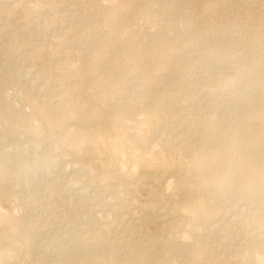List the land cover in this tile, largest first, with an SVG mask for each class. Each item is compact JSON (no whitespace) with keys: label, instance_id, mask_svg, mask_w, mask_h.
<instances>
[{"label":"rangeland","instance_id":"obj_1","mask_svg":"<svg viewBox=\"0 0 264 264\" xmlns=\"http://www.w3.org/2000/svg\"><path fill=\"white\" fill-rule=\"evenodd\" d=\"M101 1L122 11L131 5L127 0ZM145 1L151 2L157 12L146 17L147 11L144 10L142 20L139 21L142 27L159 31L163 26L162 17H165L172 25L171 32L183 44L182 47L190 49L192 55L194 53L190 61L195 62L196 67H192L189 61V66L184 64L186 66L179 68L181 71L178 65H174L168 72V67L151 62V65L158 69L157 72L165 70L167 74L164 88L160 89L157 95H151V108L162 106L164 110L155 111L153 122L148 121L150 116L146 112L151 108L140 109L134 117H126L119 104L125 100L126 92L123 89L128 82L122 83V86L118 85L114 98L107 100V114L124 123L125 132L131 135L126 137L114 125L105 131H100V128L94 125L90 129L94 130L99 139L93 143H83L70 139L69 133L54 128L43 110L38 108L39 100L33 99V103L28 105L25 86L28 83L42 85V92L46 91V97L52 99L53 94L50 91L57 81V76H53L55 72L61 71L66 64L80 66L81 53L85 54L86 51L87 54L92 50L88 37L84 36L83 31L77 30V33L73 32L74 37L82 42L78 44L80 40L75 39V44L63 46L60 56H56V37L61 33L73 34L69 26L86 28L92 12L79 14L83 10L81 6L72 5L69 1L60 3L57 0V3H54V0H0V5L9 4L7 14H0V73L6 79L10 76L17 78L15 83L5 86L0 98L15 107L11 114L0 112V161L7 158L5 171L11 175L12 187L15 189L8 196L2 194L0 188V215L3 216H0V264H116L117 261L128 264L130 257L136 260L131 258V264H134L138 258V247L148 245L149 241L152 243L153 239L159 237H155L156 232L161 235L158 239H167L168 232L162 231L164 236L158 232L157 227H163L165 216L170 217L174 212L180 220L182 217H191L190 223L185 227L198 225L208 219L210 240L218 247L220 244V255L226 254L233 260V257H236L239 260L234 261H243V264L251 263L250 255H246L247 250L253 246L254 240L260 239H253L248 235L264 226L260 219L252 221L250 217L259 203L260 209L264 208V198L259 197L258 190L254 192L248 186L254 176L249 180H246L244 175L238 176L218 187L213 181L215 175L201 173L202 176L193 177L192 183H189L190 187L183 186L181 191V188L175 185L180 175L179 169L184 170L187 165L192 164L191 156H182V166L174 164V159L168 158L173 172L176 171L167 178V181H171L170 190L177 194L181 192L175 200L179 211L173 212V207L170 205V210L164 202L151 206L149 204L153 195L146 184L152 183V180L148 176H142L145 173L142 167H136L142 150L139 146L135 147L132 133L137 131L138 136L151 135L156 154L161 149L159 142L167 135V138H181L183 133L175 135L171 131L153 132V123L159 124L168 118V113L172 110L171 97L177 94L175 99L178 106H183L182 103L187 100L186 95L190 99V102L186 101L190 105L184 104L182 107L181 117L185 121L188 119V123L184 124L186 129L196 127L198 133L212 136L211 141L221 147L232 143L229 124H235L237 115L264 100V28L257 32L253 29L259 24V19H264V0H231L232 4L236 5L241 1L239 8L244 9L241 10L242 13H238L236 9L229 10L230 4L226 2L229 0H177L175 7L178 12L169 5L171 0ZM195 2L198 3L197 6ZM82 4L86 5L84 2ZM72 6L77 13H73ZM29 8H33L29 12L30 21L24 17ZM185 12H192L191 15L194 13L196 20H199V16H206L210 23L208 28L216 24V31L213 33L215 35L211 34L214 41L210 37L211 40H207H210V43L206 42L208 45L204 46V49L197 48L196 44L198 33H202V30L188 31L185 25L180 23ZM246 15H252L247 23L243 20ZM226 16H229L228 21H224ZM148 19L151 20L150 23ZM43 25H46L48 30L47 36L44 35L46 38L43 36L44 40L41 36L43 32L40 31ZM226 27L228 28L224 31ZM102 29L105 30V26ZM213 43L215 48L211 45ZM176 49L174 53L177 52ZM199 49L198 54L196 52ZM78 69L81 74L93 73V66L89 64H82ZM94 78L97 76H91L85 81ZM114 79L107 77L105 81L114 85ZM232 79L234 83L230 84ZM105 81L94 83L90 89L100 92L99 89L106 86ZM64 85L60 90H72L67 84ZM83 99L79 94L78 97H70L68 101L77 102L80 107ZM251 110L254 114L253 108ZM141 122L144 126L140 125ZM263 122L264 117L253 116L250 125L243 127L245 130H242L239 137V140L251 147L239 160H246L256 153L261 155V161L256 164L257 171L263 170L264 167ZM182 124L183 121L181 124H175L173 128H180ZM217 135L218 138L214 141ZM112 154L115 158L111 160ZM202 180L205 182H201ZM215 187H218L222 195L216 194ZM5 188L6 191L11 190L9 185ZM207 188H211V192ZM224 191L229 194L224 195ZM211 196H215L214 207L207 205V199L213 198ZM30 197L33 198L29 199ZM200 204L207 211V215L204 211H198L201 209ZM4 221L11 224L8 226ZM29 221L33 223L32 228ZM4 223L12 230L11 236H5L2 230ZM245 237L250 238L251 242ZM193 245L184 247L188 251L181 260L178 259L177 264H193V258L190 257L191 251L195 250L192 249L195 247ZM4 250L8 253L2 256ZM156 254L155 257L158 256V253ZM187 254L189 257H186Z\"/></svg>","mask_w":264,"mask_h":264},{"label":"bare ground","instance_id":"obj_2","mask_svg":"<svg viewBox=\"0 0 264 264\" xmlns=\"http://www.w3.org/2000/svg\"><path fill=\"white\" fill-rule=\"evenodd\" d=\"M56 1L57 0H54V3ZM59 1L60 3L69 1L73 3L72 5L76 4L78 6H81L83 10L82 11L80 10L81 12H79V14H85L88 12H92V17L90 19V22H88L86 28L77 29V28H72L71 26H69L72 33L73 32L77 33V30L83 31V33L85 34L84 36L88 37V42L91 43L90 47L92 50L91 52L89 51L90 53L86 54V51L82 48L83 51H85V54H83L84 52L81 53L82 57H81L80 66H70L66 64L65 66H63V69H61V71L55 72L53 76L55 78L57 76L56 78L57 81L55 82L56 85L54 84L53 90L50 91L53 94L52 99L51 97L50 98L46 97V91L42 92V89H43L41 87L42 85L38 86L37 83H28L25 86L27 89V92H26L27 96L25 98L27 100V104L31 105L33 103L32 102L33 99L39 100L40 105L38 106V108L41 111L43 110L50 124L58 130H63L69 133L70 139L75 140V141L79 140L83 143L84 142L93 143L96 140H98L99 137L95 136L94 130L90 129V127L94 125L100 128V131H105L110 126L114 125L126 137H129L128 135H131V133L127 131L125 132L124 123H122L121 121H117L113 119L112 117H109V115L107 114V100L109 98H114V93L116 90L118 91V88H119L118 85L128 82L127 83L128 85H126V87L123 89L126 92L124 95L125 100L119 104V108L121 109L122 113L126 117L131 118V117H134L136 113H138V110L151 108V105L153 104V99L151 95H157L158 91L164 88L165 77L167 75L165 74V70H161L157 72L158 69L153 64L151 65V62L156 63V65L168 67L167 70L169 72L174 67V65H178L179 66L178 69L180 67H183L184 64H187L189 66L190 64H188V62L192 60L191 50L182 47L183 44L180 43L178 38L171 32L172 25L166 20L165 17H162L163 26L161 27L159 31L142 27L141 23L139 22L140 19L142 20L141 18L142 12L144 10L147 11L146 17L151 13L157 12L156 8H154L151 5V2L149 3L145 0L144 2L143 0H127L131 3V5L126 10L122 11V10H117L116 7L114 8V6L112 5L108 6L104 4L101 0H58V2ZM83 2L86 3V5H83L82 4ZM176 2L177 0L176 1L171 0L168 3L169 5L173 6L175 10L178 12L177 8L175 7ZM226 2L227 4H230L229 10L232 11L236 9L238 13L241 12L242 9L240 10L241 7L239 8L241 1L240 3H237L238 5H236V3L232 4L231 0L226 1ZM198 3H196L195 6H197ZM192 5H194V3H192ZM8 7H9L8 3L1 4L0 14L8 12ZM73 8L74 6H72V9ZM32 10L33 8H29L26 10V13L24 15L25 19H28L29 12ZM73 13H77V12H74V9H73ZM137 13L139 16L136 17ZM180 13H183V12H180ZM185 13H184L185 16L183 15L184 17L182 18L180 23L184 24L185 28L188 31H191L192 29L202 30V33L201 32L198 33L199 37L198 38L196 37L198 39L196 44H197V48L202 47V49H204V46L206 47V45H208L205 43L206 42L210 43L209 41L212 39L211 34H213L216 31L214 27L216 24L208 28L210 23L206 16H199L198 17L199 20H196V18L194 19L193 17L194 13L193 15H191L192 12L186 13L190 15H186ZM194 16L196 17V15ZM251 16L252 15H248L247 17L242 16L244 18L243 20L245 21V23H247V20L251 19ZM224 19H225L224 21H228L229 16H226V18ZM150 22L151 20L148 19V23ZM160 25H162L161 22H160ZM103 26H105L106 28L105 30L102 29ZM227 28L228 27H226L224 31ZM261 28H264V19H259V24L253 27L255 32H257ZM40 31L43 32V35H41L42 37L44 35L47 36L46 34H48L47 32L48 30L46 28V25L41 26ZM218 33H220V31ZM65 34L62 35L61 33V35L59 34L56 37V39L58 40L57 52H55L56 56L58 55L60 56L63 50V46H69L70 44H73V43L75 44L74 40L79 39L76 36H75L76 38L74 37L75 35L74 33L71 35H65ZM220 35L218 37H220ZM44 37L42 38L43 40H44ZM218 37H215V38H218ZM225 37L227 38V36ZM83 38L85 39V37ZM222 38H220L221 41H222ZM208 39L210 40L207 41ZM212 41L214 40L212 39ZM81 42H82L81 40L78 41V44ZM211 45L213 46V48H215L214 43ZM222 45L225 46L224 43ZM216 47H219V46L216 45ZM86 48H87V45H86ZM175 49L177 50L176 53H174ZM216 49H213V50H216ZM203 51H201V53ZM199 52H200V49L196 53L199 54ZM199 57L201 58L202 56H199ZM195 58L196 57H194V59ZM196 61L198 62L197 59ZM191 63H192V67H196L195 62H194L195 64L193 63V61ZM82 64H89L93 66L92 75H86L85 73L81 74V71H79L78 68L81 67ZM46 67L48 68V70H51V68H49L48 66ZM91 76H97V78H94L93 80L85 81V80L90 79ZM107 77L115 78L112 81V83H115V84L110 85L108 81H105V78ZM16 79L17 78L15 76H10L8 79H6L0 73V98L2 97V91L5 88V86L15 83ZM102 81L106 82V86L100 88L99 89L101 90L100 92L94 89H90V87L94 85V83H101ZM232 83H234L233 79L231 80L230 84ZM64 84H67V86L70 87V90L71 88L72 90L71 91H69V89H65L66 91H62L63 89L60 90V88H62ZM237 84H238V81H237ZM79 94H81L84 97L83 101L81 102L80 107H78L77 102L68 101L70 97H73V96L78 97ZM140 96H143V98H140ZM177 96L178 95L176 94V96L171 97L172 110L168 113V118L166 117V120H164L163 122H160L159 124L153 123L154 124L153 132L154 131L155 132L171 131L175 135H178L179 133H183V136L181 138L180 136H174L173 138H169V137L167 138L168 136L167 135L163 141L159 142L161 149L160 151H157L158 153L156 154L154 151L155 149L153 147L154 145H152L151 135L138 136L139 132L137 131L136 132L134 131V133H132L133 138H134L135 147L138 148L139 146V148L142 150V156L139 159V161L136 163V167H142L145 170V173H143L142 176H148L150 180H152V183L146 184L151 189L150 192L153 195L152 196L153 200L150 201L151 203L149 205L152 206V204H154L156 206L158 204L161 205V202H164L165 205H167L168 208H170V210H172L171 207H173V212L176 210L179 211L177 205H175V200L178 199V196L180 195L181 192L178 190V192L180 193L177 194V192L170 190L171 181L170 179L167 181V178L171 177L172 173L176 171L173 172L172 165H170V161L168 160V158L174 159L175 161L174 164L178 166H182L184 163L182 156L185 154L191 156L192 164L187 165L184 170L179 169L180 175L178 174L179 177H177V181L175 184L177 187L179 188L183 186L190 187L189 183L190 184L192 183L191 180L193 179V177L202 176L201 173H208V174L215 175V178L213 179V181L215 184H217L218 187L225 184L230 179L238 177V176L244 175L246 180H249L250 177L254 176L253 180L251 182H248V186L254 192L258 190L259 197L262 196V198H264V167H263V170L261 171L256 170V164L259 163L262 159L261 155L256 153V154L250 155L246 159V160L249 159L248 161L239 160L240 156L244 155L247 152V150L251 148L249 145L245 144V142L239 140L240 133H242V130H245V128L243 129L244 126L246 127L250 125L251 121L253 120V116H258L260 118L264 117V100L260 101V103H257L254 106L251 105L252 107H250V110L247 108L243 112H241V114L237 115L235 124L234 123L229 124L231 125L230 130H229L231 131L230 136L232 135L233 141L228 146L221 147V146H218L217 144L215 145L211 141L212 136H207L205 134L198 133V130L196 129V127L192 129H186L184 124L188 123V119L187 121H185L181 117L182 111H183L182 107H184V104L190 105V103L186 102V101L190 102V99H189V96L186 95L185 99L187 100L186 101L184 100V104L181 102L183 106L181 105L178 106L177 100L175 99ZM154 103L159 104V102H154ZM251 108H253L254 114L251 113L252 111ZM157 109L164 110V107L162 106L153 107L150 110L146 111L148 115L150 116V118L148 117L149 122H153L152 117ZM14 110H15V107L13 104H8L5 101H2V99H0V112L10 113V112H13ZM190 113H193V112H190ZM26 118L31 120V118L28 116H26ZM181 121H183V124L181 125L182 127L173 128V126L181 124ZM141 124H143L144 126L143 122H141L140 125ZM217 138H218V135L214 137V141H216ZM137 142H139V144H137ZM114 158L115 156L112 154L111 160ZM6 161H7V158H4L0 161V188L2 190L1 192L2 194L9 196V194L10 193L12 194L14 192L13 190L15 189L14 187H12L11 175L8 173V171L7 172L5 171ZM167 182H168V185H167ZM201 182H205V180H202ZM7 185L11 187V190L6 191L5 186L7 187ZM218 187H215L214 189L216 190V194L220 195L221 193H219V190L217 189ZM214 189L212 190L215 192ZM180 190L182 191V188ZM224 193L229 194L226 191H224L223 194ZM31 198L33 197H30L29 199ZM214 198L215 196L213 198L207 199V205L209 207H214L215 202H216ZM243 200L245 201V199ZM246 201H249V200H246ZM185 204L186 205L188 204L187 200ZM170 205L171 207H169ZM199 206L201 207V209H199L198 211H204L205 214L207 215V211L203 209V206L201 204ZM260 206H261L260 203L258 206L257 205L255 206L256 211H254V213L250 217L252 221L260 219L261 222L264 223V208L260 209ZM173 212L171 211V213ZM164 213H166V211ZM174 213L171 214L170 217L169 215H167V217L165 216L164 218L165 223L163 224V227L161 226L157 227L158 232H160L161 234H163L162 231L164 230L168 232V234H166L168 235V237L166 236L168 240L166 239L165 241H163L161 239L162 240L161 241L160 239H158L161 237V235L160 234L158 235L156 232L155 237L156 235L159 237H156L155 239H153L152 243L151 241H149L151 244L148 243V245H143L140 248L137 246L139 250L138 252L137 251L135 252H137L138 258H136L137 262H134V264H177V262H179L178 259L181 260V258L184 257V253L186 254L188 251V250L186 251L185 250L186 248L184 249V247L185 246L192 247L193 245L192 243H195V245H193L195 247L192 248L195 250H192V249H189V250H192L190 257L193 258L192 259L193 264L194 263L195 264L196 263L197 264L198 263H202V264L203 263L243 264L242 263L243 261L242 262L234 261L235 259L239 260L236 257H233L235 258L233 260L231 257L226 256V254L220 255L221 250H218V249H221L219 248L220 244L218 247L214 243L213 245L210 240L211 231L209 232L208 219H206L202 223H199L198 225L193 224L191 226L185 227L187 224L190 223L191 217L189 216V219L186 218L187 220L183 219L182 217L180 220L179 217ZM175 215L178 218H176ZM5 223L7 225L11 224L7 222ZM5 225L2 228L5 236H11L12 230L9 229L10 228L8 227L9 225L8 226L7 225L5 226ZM182 225H184V227ZM30 226L32 228L33 223H31ZM255 231H256L255 232L256 234L257 232L258 233L263 232L264 226H261V228H259L258 231L257 230ZM251 233H249L248 237H251V238L253 237V239L254 237H256V239H260V240L258 241L254 240L255 242H253V246L249 248V250H247L248 254L246 255H250L251 257V259L248 258L251 260L250 264H264V232L262 234L259 233L256 236H254L255 233H253V235ZM151 237H154V236L151 235ZM246 239L249 240L250 238H246ZM7 253L4 250L3 254L1 255L4 256ZM156 253H158L157 257H155V255H157ZM186 257H189L188 254ZM131 258L132 257H130L131 261L129 260L128 264H131L132 259H133ZM122 261L126 262L125 260H122ZM133 261H136V260L133 259ZM234 262H237V263H234ZM186 263H188V261ZM116 264H123V263L117 261ZM124 264H127V263H124Z\"/></svg>","mask_w":264,"mask_h":264}]
</instances>
